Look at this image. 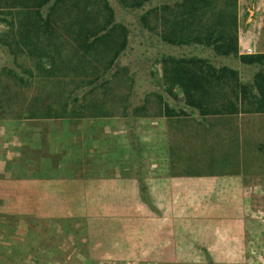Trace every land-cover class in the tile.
<instances>
[{
    "label": "rangeland",
    "instance_id": "1",
    "mask_svg": "<svg viewBox=\"0 0 264 264\" xmlns=\"http://www.w3.org/2000/svg\"><path fill=\"white\" fill-rule=\"evenodd\" d=\"M171 1L129 10L110 0L116 21L130 30V45L121 61L127 74L123 72L115 94L132 98L139 106L146 103L148 115L151 107L163 102L153 94L163 91L162 65L157 63L163 56H200L211 62L217 58L214 62L220 66L235 64L234 58L217 57L205 47L166 44L142 27V14ZM32 67L30 60L16 61L0 44L3 112L9 103L17 110L40 90L35 80L21 86L8 74L13 70L22 75ZM254 71L248 73L251 80ZM5 86L11 89L6 91ZM2 92H11L13 99L7 101ZM21 120L13 116L0 120V264H264V203L244 210L236 227L221 221L222 216L233 219L231 206H160L154 213L143 204L99 203L109 200L100 197L99 188H90L88 182L85 189L84 182L57 172L68 169L58 152L46 158L50 151L37 154L33 144L24 143ZM35 128H26L33 138Z\"/></svg>",
    "mask_w": 264,
    "mask_h": 264
},
{
    "label": "trees",
    "instance_id": "2",
    "mask_svg": "<svg viewBox=\"0 0 264 264\" xmlns=\"http://www.w3.org/2000/svg\"><path fill=\"white\" fill-rule=\"evenodd\" d=\"M117 1L125 9L140 10L159 0ZM139 20L166 44L201 46L217 57L259 67L252 83L239 84L236 70L218 68L209 59L163 56L157 63L162 65L170 96L179 100L174 93L178 88L180 100L200 115L264 114V54L240 51L239 0H172L148 10ZM129 36V28L116 21L110 0H0V44L16 61L25 57L33 63L22 75L13 70L8 74L21 86L35 80L40 88L17 110L9 103L3 112L0 98V120L111 113L103 103L115 95L123 72L127 74L124 67L112 70L127 50ZM2 93L7 101L14 97ZM80 99L84 104L76 107L73 103ZM170 110L165 105L168 114ZM133 115L146 117V103L136 107ZM141 191L145 193V188ZM143 201L151 210L146 196Z\"/></svg>",
    "mask_w": 264,
    "mask_h": 264
},
{
    "label": "crops",
    "instance_id": "3",
    "mask_svg": "<svg viewBox=\"0 0 264 264\" xmlns=\"http://www.w3.org/2000/svg\"><path fill=\"white\" fill-rule=\"evenodd\" d=\"M239 46L242 54H264V0H239ZM124 55L113 72L123 67ZM215 59L216 67L227 66ZM236 61L227 67L238 72V83H252L259 67ZM250 69L255 70L252 80ZM154 88L151 79V92ZM162 90L153 94L158 93L155 96L163 102L151 107L146 117L133 115L139 105L132 98L115 94L103 103L111 113L23 119L20 134L37 154L48 150L46 158L52 159L58 152L68 169L57 172L66 173L70 181L84 182L85 189L88 182L90 188H99L100 197L109 199L99 203L144 205L146 196L154 213L160 206H231L233 219L222 216L221 221L236 227L244 210L264 203V114L200 115L180 100L178 88L174 93L179 100L170 96L165 83ZM50 120L59 124H49ZM33 126L35 138L26 130ZM129 198L134 199L124 200Z\"/></svg>",
    "mask_w": 264,
    "mask_h": 264
}]
</instances>
